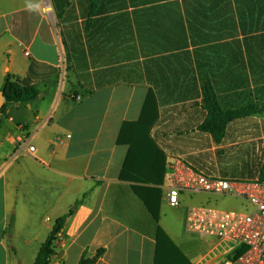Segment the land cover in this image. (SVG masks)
<instances>
[{
    "label": "crops",
    "instance_id": "crops-1",
    "mask_svg": "<svg viewBox=\"0 0 264 264\" xmlns=\"http://www.w3.org/2000/svg\"><path fill=\"white\" fill-rule=\"evenodd\" d=\"M59 1L61 24L52 0H0V91L7 74L38 90L0 108V264H33L61 216L56 255L64 264L82 257L95 258L92 264L225 260L206 257L215 239L186 233L185 213L177 225L171 212L186 211V192L177 205L165 201L167 162L178 155L205 173L238 176L227 165L242 153L243 118L215 139L201 127L208 117L203 91L215 89L226 109L264 100L255 97L264 93V39L243 36L258 21L253 14H264V0L191 4L187 17L177 6L106 9L90 33L86 0ZM228 10L239 35L225 36ZM180 19L194 35L187 59L162 48L167 40L173 45ZM110 43L135 54L106 74L95 49ZM78 50L75 61L66 59ZM244 71L254 80L245 99Z\"/></svg>",
    "mask_w": 264,
    "mask_h": 264
},
{
    "label": "built area",
    "instance_id": "built-area-1",
    "mask_svg": "<svg viewBox=\"0 0 264 264\" xmlns=\"http://www.w3.org/2000/svg\"><path fill=\"white\" fill-rule=\"evenodd\" d=\"M28 148L34 150L33 145ZM167 165L169 180L164 199L170 205H177L183 192L218 193L243 201L240 209L219 208L207 203L187 206L184 231L215 239L206 257L211 261L222 256L227 264H264V179L205 173L178 155L170 157ZM63 240L60 233L57 249ZM239 247L242 250L236 255ZM49 264L64 263L55 253Z\"/></svg>",
    "mask_w": 264,
    "mask_h": 264
},
{
    "label": "trees",
    "instance_id": "trees-1",
    "mask_svg": "<svg viewBox=\"0 0 264 264\" xmlns=\"http://www.w3.org/2000/svg\"><path fill=\"white\" fill-rule=\"evenodd\" d=\"M59 0H52V6L54 10L55 20L59 24L62 23V19H65L62 15V8L64 7V2ZM87 2V12L85 19V31L90 33V26L93 22V17L104 13L106 9H122L127 6H137V5H158V6H177L183 8L185 12L179 11L178 15L186 17L188 16L187 7L191 4H204L209 5L210 0H86ZM125 12H120L123 14ZM94 24V22H93ZM89 35V34H88ZM193 33L189 29V25L185 26L183 19L179 20L178 31L176 40L171 46L167 40V44H163V51L177 50L181 55L187 59V53L189 52L190 44L195 45L193 41ZM66 37V36H65ZM63 39V45L66 53L70 51L69 45L66 39ZM262 39V38H261ZM3 93L7 96V100L4 102L1 108H4L7 103L12 101H28L36 97L38 90L31 85H23L20 83L18 77L7 74L4 78V83L2 86ZM203 100L205 108L208 111V117L202 123L201 127L205 130L211 132L215 139L218 137H223L226 133V129L231 120L234 118L242 117L243 121L247 118H252L254 115L259 113H264V100L261 102H250L242 106L240 109H226L224 108L218 96H216L215 89L204 90ZM260 173L264 174V168H261ZM259 179H264L263 175L257 177ZM65 216L59 217L50 232L48 233L46 239L41 243L39 250L36 254L33 264H49L51 256L57 253L56 242L60 233H62L63 224ZM242 247L235 250V254L238 255ZM95 258H84L82 257L77 264H92Z\"/></svg>",
    "mask_w": 264,
    "mask_h": 264
},
{
    "label": "rangeland",
    "instance_id": "rangeland-1",
    "mask_svg": "<svg viewBox=\"0 0 264 264\" xmlns=\"http://www.w3.org/2000/svg\"><path fill=\"white\" fill-rule=\"evenodd\" d=\"M215 2H218V4L231 6L232 0H214ZM227 18H228V26L225 33V36L230 37L228 35L236 33V35H239V26L237 29L234 28V26H231L230 22L233 21V18L231 17V11L228 10L227 12ZM128 13H123L122 15H126ZM218 15V14H216ZM256 18L257 23H254V25H250V27L247 30V27H244V31H248L245 37H252L254 38H262L264 39V14H253V18ZM72 18V17H71ZM238 19V18H237ZM73 21V20H72ZM261 39V40H262ZM90 49V48H89ZM84 49H81V54ZM135 54L133 49L130 48V45H124L123 43H120L119 45H114L112 43L106 45V47H97L95 49V55L97 57V60H99L103 65L106 67V70L108 71L106 74H109L111 70H117L119 68H123L125 65H128V63L124 60L125 57H128L129 55ZM80 55V51L76 54L72 52L70 55L66 56V59L68 61H75ZM264 55V53H263ZM131 57V56H130ZM83 60L85 61V57L82 55ZM264 64V61H263ZM78 66V65H77ZM79 67V66H78ZM67 68V67H66ZM89 69L88 66H85V69ZM85 72V71H84ZM82 73V76L90 75V73H93L94 71H88L85 73ZM247 74V76L245 75ZM259 77H261V82H264V71L258 72ZM252 75V73H250ZM111 79V78H110ZM139 79V78H137ZM247 81H252L254 83V80L252 79V76L250 78L249 73L244 71V87H243V99L247 97V94L251 92V88L246 86ZM263 84V83H262ZM264 86V85H263ZM255 97L262 98L264 97L263 92H257ZM260 115H257L256 117L247 118L244 119L242 127H243V142L241 144V149L237 147V151H241V155H237L236 160H234V163L228 164L227 168L228 171L234 173V175L238 176H245V177H264V174L260 173L261 168H264V114L259 113ZM239 149V150H238ZM233 167H231V166ZM185 195V202L186 206L193 204V203H207L214 205L219 208H236L240 209L242 208L241 198L231 195H222L218 193H184ZM243 202V201H242ZM183 205V204H182ZM184 207L180 206L175 210H172L171 214L174 218H176L177 225L180 223V218L184 216ZM205 238V237H204ZM213 238L208 237V244L213 243ZM215 243V241H214ZM213 243V244H214Z\"/></svg>",
    "mask_w": 264,
    "mask_h": 264
},
{
    "label": "water",
    "instance_id": "water-1",
    "mask_svg": "<svg viewBox=\"0 0 264 264\" xmlns=\"http://www.w3.org/2000/svg\"><path fill=\"white\" fill-rule=\"evenodd\" d=\"M7 100V96L3 93V91H0V108L4 104V102ZM215 264H226L225 260H221Z\"/></svg>",
    "mask_w": 264,
    "mask_h": 264
}]
</instances>
